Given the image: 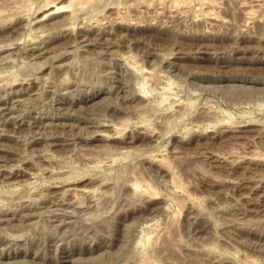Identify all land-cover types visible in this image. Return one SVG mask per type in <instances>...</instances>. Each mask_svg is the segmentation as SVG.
I'll list each match as a JSON object with an SVG mask.
<instances>
[{"label":"rangeland","instance_id":"374dc122","mask_svg":"<svg viewBox=\"0 0 264 264\" xmlns=\"http://www.w3.org/2000/svg\"><path fill=\"white\" fill-rule=\"evenodd\" d=\"M0 264H264V0H0Z\"/></svg>","mask_w":264,"mask_h":264},{"label":"bare ground","instance_id":"6f19581e","mask_svg":"<svg viewBox=\"0 0 264 264\" xmlns=\"http://www.w3.org/2000/svg\"><path fill=\"white\" fill-rule=\"evenodd\" d=\"M74 2V1H73ZM60 3H56L55 5H53V3H52V5L53 6H51V10H50V12H52V13H54V12H56V11H58V10H60L62 7H63V5L61 6V5H59ZM73 4V3H72ZM137 184V183H136Z\"/></svg>","mask_w":264,"mask_h":264}]
</instances>
